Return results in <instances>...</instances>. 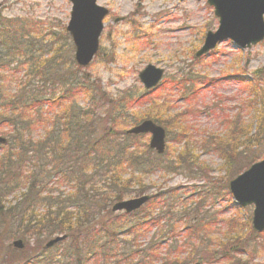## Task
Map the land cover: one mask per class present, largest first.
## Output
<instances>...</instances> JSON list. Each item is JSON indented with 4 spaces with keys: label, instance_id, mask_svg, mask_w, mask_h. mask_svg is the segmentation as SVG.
I'll list each match as a JSON object with an SVG mask.
<instances>
[{
    "label": "rangeland",
    "instance_id": "1",
    "mask_svg": "<svg viewBox=\"0 0 264 264\" xmlns=\"http://www.w3.org/2000/svg\"><path fill=\"white\" fill-rule=\"evenodd\" d=\"M0 3L3 14L0 19L27 18L41 23L45 29L62 36L59 40L64 44L66 57L74 59L75 47L64 33L69 34L66 27L71 16L70 0H0ZM98 4L109 10L100 48L91 64L80 67L79 73L85 74L89 84L98 88L95 95L104 96L110 105L120 97L130 98V108L120 125L122 132L153 114H161L170 128L168 131L165 127L166 153L151 173L127 184L130 194L124 199L139 196L140 188L152 197L173 195L169 201L180 219L172 229L166 228L173 233L166 234L173 235L169 250L173 263H194L197 260L190 259V255L196 250V259L202 258L203 264H264V231L251 230L254 206H239L228 189L232 178L264 159V136L261 142L242 144L243 136L257 133L259 124L258 111L242 78H264V41L241 49L231 40H225L198 58L195 53L203 45L206 33L219 25L214 7L207 0H98ZM149 64L165 69L161 85L151 92L144 89L138 78V73ZM88 101L81 96L79 105L86 107ZM102 124L99 123L100 128ZM106 127L105 122L101 131ZM233 135L243 141L238 155L232 153L230 163L224 154L229 156L227 149L230 152L236 146ZM149 140V134L135 138L133 148L144 150L149 147ZM223 146L228 148L224 151ZM128 172L124 178L130 177ZM72 186L51 182L48 188L53 190V196L67 197L74 195ZM12 196L9 200L15 199ZM158 201L151 199L142 211L156 214L161 206ZM112 213L114 219L124 214ZM121 217L117 221L118 230L128 231L135 218ZM193 230L210 243L209 251L199 246V240L188 241ZM237 231L240 237H236ZM227 233L230 244L221 247L220 241H228ZM157 234L160 228L153 226L138 243L145 246ZM117 237L124 238L122 234ZM6 239L5 245L11 246L14 239ZM192 245L196 247L193 250ZM167 249L161 245L159 259L154 264H162L161 258H170ZM61 250L55 247L52 254ZM36 251L33 248L26 253L32 255ZM2 263L25 262L21 254L0 245Z\"/></svg>",
    "mask_w": 264,
    "mask_h": 264
},
{
    "label": "trees",
    "instance_id": "2",
    "mask_svg": "<svg viewBox=\"0 0 264 264\" xmlns=\"http://www.w3.org/2000/svg\"><path fill=\"white\" fill-rule=\"evenodd\" d=\"M60 38L57 32L27 18L0 19V136L6 139L0 143V245L21 254L22 264H154L164 245L170 258H161L162 264L173 263L169 253L173 235L166 236L172 233L166 228L172 229L180 221L169 201L173 195L151 196L161 205L156 214L141 209L120 215L121 219L135 218L125 232L118 230L119 218H112L111 211L113 203L130 194L127 184L151 173L164 154L149 147L141 151L133 148L132 140L143 135H129L120 128L130 98L120 97L110 105L104 96L95 95L98 88L79 73L74 59L66 57ZM22 70L25 72L19 76ZM242 84L258 111V132L243 136L244 141L233 135L237 147L230 152L223 146L230 163L232 153L238 155L241 141L247 146L261 142L264 136V78H242ZM81 96L89 100L86 107L79 105ZM147 118L169 131L168 120L161 114ZM101 122L108 123V128L101 131ZM127 171L131 175L124 178ZM51 182L73 184L74 195L53 196L48 188ZM142 193L145 191L140 188L137 194ZM11 196L15 199L9 200ZM153 226L160 228V234L140 245L138 239ZM63 234L67 238L52 248L42 244ZM189 235L190 243L199 240V246L210 249V243L195 230ZM237 235L240 237L239 231ZM225 236L228 241H220L221 247L230 244V235ZM16 238L26 243L22 252L4 243V239ZM55 247L62 250L53 255ZM33 248L38 251L26 253ZM195 251L190 259L203 262L196 259Z\"/></svg>",
    "mask_w": 264,
    "mask_h": 264
},
{
    "label": "water",
    "instance_id": "3",
    "mask_svg": "<svg viewBox=\"0 0 264 264\" xmlns=\"http://www.w3.org/2000/svg\"><path fill=\"white\" fill-rule=\"evenodd\" d=\"M72 10L66 30L75 45V61L79 66L87 67L99 49V39L104 28V18L109 10L97 3L98 0H70ZM214 7L219 18L215 31H208L202 47L196 52L200 57L226 39H231L242 49L249 48L264 40V0H207ZM2 4L0 3V17ZM119 18L116 19L118 21ZM164 69L153 64L147 65L139 72V79L146 89L159 85ZM129 135L150 134L149 147L158 154H164L167 147L166 129L151 119L126 131ZM6 139L0 137V143ZM229 189L241 206L254 204L252 226L255 231L264 230V159L252 164L244 172L231 179ZM143 195L119 201L112 206L113 211L125 210L130 213L138 210L148 200ZM65 235L55 236L46 243V247L65 239ZM12 246L23 249L22 239H16ZM182 264V263H175ZM194 264H201L196 262Z\"/></svg>",
    "mask_w": 264,
    "mask_h": 264
}]
</instances>
